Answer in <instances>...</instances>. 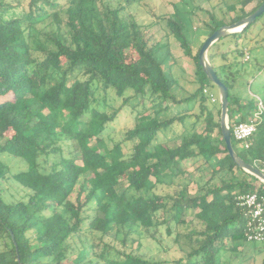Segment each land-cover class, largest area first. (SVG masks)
Listing matches in <instances>:
<instances>
[{"label":"trees","instance_id":"obj_1","mask_svg":"<svg viewBox=\"0 0 264 264\" xmlns=\"http://www.w3.org/2000/svg\"><path fill=\"white\" fill-rule=\"evenodd\" d=\"M263 2L238 0L239 11L236 3L228 6L234 12L229 21L211 14L201 34L206 40ZM67 4L61 8L58 0H0V184L10 173L4 160L9 155L26 163L13 178L28 190L26 201L7 202L0 188V264H224L227 252L236 253L248 243V214L237 196L258 184L264 191V183L234 162L220 118L214 119L218 101L211 102L204 90L216 95L217 86L199 61L205 40L194 52L184 20L168 19L176 41L196 64L199 83L193 94L179 99L173 93L176 60L170 45L150 44L148 27L126 18L123 6L112 7L105 0ZM48 16L57 29L46 35L48 45L33 46L32 30ZM252 25L228 37L241 39ZM222 40L210 47L208 57L229 89L233 146L245 161L264 170V120L248 148L233 137L234 125L250 120L257 102L241 104L234 81L215 64L214 49ZM133 51L138 58L130 57ZM100 87L119 97L132 91L126 102L154 97L166 103L165 109L169 101L191 103L192 108L199 99L200 113L189 131L184 126L174 146L159 141V133L176 121L185 125L188 113L138 115L127 132L132 151L118 155L120 143L110 148L105 137L119 112L109 114L94 106ZM199 120L205 125L202 132ZM191 166L208 177L194 178ZM193 181L198 184L195 194ZM163 186L173 191L163 192ZM188 210L194 211V225L184 219ZM173 221L189 226L193 245L185 256L155 260L136 252L142 245L138 229L167 225L170 234ZM110 233L112 242L107 240ZM77 237L80 243L74 245Z\"/></svg>","mask_w":264,"mask_h":264},{"label":"rangeland","instance_id":"obj_2","mask_svg":"<svg viewBox=\"0 0 264 264\" xmlns=\"http://www.w3.org/2000/svg\"><path fill=\"white\" fill-rule=\"evenodd\" d=\"M112 7L123 6V13L126 18H134L143 28L148 27V34L152 36L150 44H158V47L170 45L171 51L175 56V65L173 66V74L176 78V85L173 93L177 98H186L193 94L199 87L197 80L196 64L192 59L187 57L180 44L176 41L168 19L172 16L176 19H183L185 23V32L192 44L194 52H197L201 43L205 40L206 35L201 34V30L205 27V22L211 20L210 15L214 14L218 18H225L229 21L234 12H230L228 6L236 3V12L240 10L238 0H135L127 2L126 0H105ZM61 8L67 7V0H58ZM29 6L25 7L28 12ZM181 19V20H182ZM57 29L56 23L52 16L44 17L36 22L32 30V45L44 44L48 45L46 35L51 34ZM214 62L219 70L226 74L234 81V92L239 95L241 104H246L248 100H262L264 104V15L260 16L255 24H253L244 37L236 39L234 37H223V40L216 44ZM131 58H138L133 51ZM217 96V103L213 107L214 119L219 120L218 106H220V93L218 87H214ZM133 92L129 91L126 97L132 96ZM126 97H119L114 90H104L100 87L96 92V101L94 106L101 111L111 114L118 111V115L113 122L110 123L109 130L105 137L108 147L112 148L116 143H120V147L115 151L118 155H126L132 151L134 142L127 139V132L134 128L136 117L143 113H155L164 117H170L173 113L184 112L189 116L185 125L176 121L171 129L159 133V141H168L169 145L174 146L181 140V133L186 129L189 131L194 122L197 120V114L200 113V102L197 99L191 104H175L169 101L166 103L158 102L154 97L145 99L140 96L130 98L127 102ZM86 119V118H85ZM203 120V119H202ZM201 120V121H202ZM198 131L204 130V122H198ZM214 134L220 137L218 129ZM67 152V151H66ZM4 160L10 166L8 177L2 180L0 184L1 195L7 202H16L28 199V190L22 187L14 178V173L26 169V163L19 158L4 155ZM54 160V157L51 158ZM199 162L197 163V165ZM190 175L198 179L205 172H195V166L188 168ZM207 177H208V173ZM192 175V176H193ZM242 177V175H240ZM260 181V180H259ZM261 182V181H260ZM191 185V193L195 194L198 184ZM199 184L200 181H199ZM163 192H172L173 189L163 186ZM237 191V190H236ZM189 224H196L194 211L188 210L184 216ZM188 224V225H189ZM189 226L186 224L177 225L174 221L171 223V233L167 231V225H161L158 228L153 227L149 231L143 228L138 229L140 235V248H135L148 258L155 260H175L185 256L193 245L190 237L187 235ZM90 234V233H89ZM83 238L87 237L84 234ZM92 236L91 234L89 235ZM114 233H110L108 241L112 242ZM74 245L80 243V238L73 240ZM123 248V247H120ZM242 250V251H240ZM224 264H264V242L263 243H247L245 247H241L238 252H227ZM172 264V263H170Z\"/></svg>","mask_w":264,"mask_h":264},{"label":"water","instance_id":"obj_3","mask_svg":"<svg viewBox=\"0 0 264 264\" xmlns=\"http://www.w3.org/2000/svg\"><path fill=\"white\" fill-rule=\"evenodd\" d=\"M264 13V2L263 4L252 14L246 16L236 22L231 24H226L218 28L215 32H213L203 43L200 52H199V61L200 64L212 83H214L220 93V123L222 129V136L226 143L227 150L229 155L234 160V162L246 172L252 174L261 182L264 183V170L259 169L256 165L245 161L235 150L232 142V133L231 126L229 122V89L225 85V83L220 79L217 74L213 64L209 60L208 50L210 47L220 40L223 37H227L232 33H240L248 26L252 25L256 20ZM12 238L14 240L15 246L17 247V243L15 241V236L13 232H11ZM18 260L20 258L18 257Z\"/></svg>","mask_w":264,"mask_h":264},{"label":"built area","instance_id":"obj_4","mask_svg":"<svg viewBox=\"0 0 264 264\" xmlns=\"http://www.w3.org/2000/svg\"><path fill=\"white\" fill-rule=\"evenodd\" d=\"M204 92L210 96L211 102H217V96L205 89ZM264 120V104L262 100H257V110L248 121H241L233 127V137L243 148L250 146L251 137L258 131ZM260 184L257 188L239 193L237 200L239 205L247 210V220L245 225L246 240L249 243L264 242V191Z\"/></svg>","mask_w":264,"mask_h":264}]
</instances>
